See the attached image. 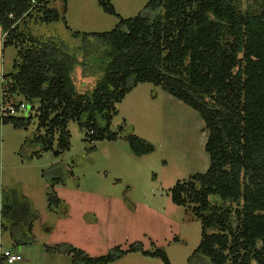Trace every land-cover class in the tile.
<instances>
[{"label": "trees", "instance_id": "obj_1", "mask_svg": "<svg viewBox=\"0 0 264 264\" xmlns=\"http://www.w3.org/2000/svg\"><path fill=\"white\" fill-rule=\"evenodd\" d=\"M250 1L255 0H148L135 16L122 18L110 0H100L118 20L108 31L76 33L95 42V53L105 60L92 90H78L77 73L88 64L52 39L18 28L33 14L49 22L59 11L50 2L28 10V0H0L3 47L16 49L13 71L2 74L4 90L29 106L37 101L38 126L44 128L33 138L38 153L52 150L57 157L68 150L71 120L92 131L88 139H114L109 127L115 106L141 82L159 85L201 118L208 166L170 189L171 201L191 205L201 225L187 264H264V0L256 9H243ZM30 122V116L2 120L15 128ZM127 141L134 155L153 151L134 134ZM59 181L50 180L49 209L60 204L53 190ZM34 217L30 202L11 191L1 208V228L8 227L14 245L27 244ZM46 249L69 255L70 264H111L129 252L170 264L164 250L146 251L141 242L95 257L69 243Z\"/></svg>", "mask_w": 264, "mask_h": 264}, {"label": "rangeland", "instance_id": "obj_2", "mask_svg": "<svg viewBox=\"0 0 264 264\" xmlns=\"http://www.w3.org/2000/svg\"><path fill=\"white\" fill-rule=\"evenodd\" d=\"M54 1L48 4L59 11L57 18L45 22L33 14L18 22V28L73 51L88 64L84 73H77L75 86L92 90L105 60L102 53H95V42L76 33L108 31L118 16H135L148 0H110L118 16L105 12L100 0ZM261 2L250 1L242 8L256 9ZM3 39L0 29V95L1 75L13 71L16 53L12 46L3 47ZM37 105L35 100L28 106L25 116L31 122L26 128L0 122V243L22 257L0 264H70L69 255L46 248L69 243L95 257L115 247L127 249L134 242H141L146 251L164 250L170 264H187L201 239V225L191 205L171 201L170 189L208 166L207 132L198 114L159 85L141 82L115 106L109 127L117 135L114 139H88L90 131L71 120L66 125L69 149L56 157L52 150L37 152L33 138L44 134L38 126ZM129 134L148 141L153 151L134 155ZM53 177L60 179L53 185L60 204L49 209L47 191ZM11 191L28 200L35 213L30 243L14 245L8 227L1 228V208ZM215 199L210 197L212 202ZM111 264L163 263L157 257L129 252Z\"/></svg>", "mask_w": 264, "mask_h": 264}, {"label": "built area", "instance_id": "obj_3", "mask_svg": "<svg viewBox=\"0 0 264 264\" xmlns=\"http://www.w3.org/2000/svg\"><path fill=\"white\" fill-rule=\"evenodd\" d=\"M54 0H28L29 8L28 10L35 9L46 2H51ZM2 80V75H1ZM1 95H0V122L7 117H22L25 116L28 106L25 101H11V95L4 90L3 81H1ZM92 131H90L91 133ZM21 255L12 249H8L2 246L0 243V263H14L21 260Z\"/></svg>", "mask_w": 264, "mask_h": 264}, {"label": "crops", "instance_id": "obj_4", "mask_svg": "<svg viewBox=\"0 0 264 264\" xmlns=\"http://www.w3.org/2000/svg\"><path fill=\"white\" fill-rule=\"evenodd\" d=\"M3 36H4V34L2 33V31H1V37H2V39H3ZM6 48V47H5Z\"/></svg>", "mask_w": 264, "mask_h": 264}]
</instances>
